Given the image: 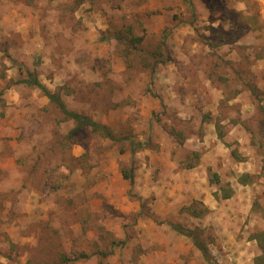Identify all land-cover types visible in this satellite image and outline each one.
<instances>
[{
  "label": "rangeland",
  "instance_id": "rangeland-1",
  "mask_svg": "<svg viewBox=\"0 0 264 264\" xmlns=\"http://www.w3.org/2000/svg\"><path fill=\"white\" fill-rule=\"evenodd\" d=\"M172 225L260 255L264 0H0V264H210Z\"/></svg>",
  "mask_w": 264,
  "mask_h": 264
},
{
  "label": "trees",
  "instance_id": "trees-1",
  "mask_svg": "<svg viewBox=\"0 0 264 264\" xmlns=\"http://www.w3.org/2000/svg\"><path fill=\"white\" fill-rule=\"evenodd\" d=\"M25 74H26L25 75L26 79H23L21 83L24 84L25 86L34 87V88L39 89L42 92V94L48 98L50 102L54 103L58 107V109L64 113L66 118L76 123V129L83 128V127H89L94 132H100L101 135H103V137H106L112 140L115 139L106 127L100 124H97L96 122H94L89 117L83 114H78L75 112L68 111L64 107L59 93L49 92L37 79L36 74L30 71H27V70H25ZM134 149L135 148H132V151H135ZM124 178L130 179L131 175L125 174ZM217 181H218V178L216 174H214L213 177L211 178V184L218 187V191L224 192V194L221 196L222 199H228L231 196V192H229L231 190H226L224 189V187L222 188V186H218L219 182ZM240 182L243 184L250 182V177L247 174H245L240 177ZM171 228L174 231H176L178 234H181V235H184L190 238L192 240L194 247L201 252L202 256L206 259L207 262H209L210 264H218L214 259H212V256L209 250L207 249L206 244L202 240H200V238L197 236L194 230L185 229L178 225H172ZM254 239L257 241L258 247L260 250V255H258L254 259V264H264V232H258ZM82 257H86V256L83 255ZM67 261L69 260L65 259L63 262H67Z\"/></svg>",
  "mask_w": 264,
  "mask_h": 264
}]
</instances>
